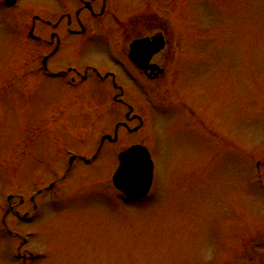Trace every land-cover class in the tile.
I'll return each mask as SVG.
<instances>
[{"label":"rangeland","instance_id":"374dc122","mask_svg":"<svg viewBox=\"0 0 264 264\" xmlns=\"http://www.w3.org/2000/svg\"><path fill=\"white\" fill-rule=\"evenodd\" d=\"M53 1L18 5L38 17L64 4ZM121 5H140L143 14L149 8L170 22L177 35L176 45L170 38L172 62H166L160 81L134 82L104 58L115 36L93 37L78 47L79 61L116 73L126 100L147 124L137 135L122 132L119 142L107 141L97 163L74 164L63 182L64 151L92 156L97 124L114 127L120 114L89 116L96 126L90 121L83 126L78 124L83 116L64 118L51 98L66 89L64 83L42 79L27 87L30 78L39 79L30 71L34 62L27 61L43 50L28 38L25 48L21 37L28 27L19 23L20 11L0 0V215L12 209L6 223L18 234L10 238L0 224V264H18L12 255L26 234L31 243L19 246L28 264H264V0H121ZM89 80L78 85L85 86L81 94L102 95L107 85L92 75ZM70 111L81 112L77 105ZM70 120L75 129L65 124ZM145 140L157 166L153 191L139 211L117 202L121 195L111 178L119 150ZM38 191L33 212L30 199ZM49 191L57 192L58 201L49 200ZM25 215L36 221L26 222ZM251 237L257 240L249 247Z\"/></svg>","mask_w":264,"mask_h":264},{"label":"flooded vegetation","instance_id":"af4514ba","mask_svg":"<svg viewBox=\"0 0 264 264\" xmlns=\"http://www.w3.org/2000/svg\"><path fill=\"white\" fill-rule=\"evenodd\" d=\"M72 1L70 4L71 0H63V6L57 5L52 11V15H45L42 22V30H44L41 38L42 50L47 55V69L56 81L66 82L63 78L77 81V78H82L81 81L87 82L90 73L93 72L99 83L107 85V88L113 87L117 91H121L120 96H112L111 90L106 89V95L98 94L94 101L102 105L118 104L124 106L127 104L124 91L115 72H98L95 68L90 67L85 71V75H82V70L89 61L84 59L79 61L78 47L81 44H86L93 37L102 38L104 36H115L112 46L117 59L112 61L110 55L108 53L106 55L104 52L103 56L106 55L104 58L107 61L119 68L123 65L128 68L132 67L147 82L160 81L165 72L159 71L158 66L165 68L166 62L167 64L170 63L173 54L170 49L167 28L158 27V22L154 16L120 15L113 0ZM160 39L165 45L164 50L156 55H151L150 63L147 62L145 55H149L155 41ZM141 40H148L146 41L148 48L143 51L139 48L134 54L141 64L146 66V69L140 68L131 58L132 45L137 41L141 42ZM126 74L129 79V74L127 72ZM131 81L133 80L131 79ZM136 119L138 118H134V120ZM128 120L131 121L130 118ZM125 129L128 130V127Z\"/></svg>","mask_w":264,"mask_h":264},{"label":"water","instance_id":"95a60500","mask_svg":"<svg viewBox=\"0 0 264 264\" xmlns=\"http://www.w3.org/2000/svg\"><path fill=\"white\" fill-rule=\"evenodd\" d=\"M153 165L148 152L133 147L121 156V166L115 177L116 186L130 198L145 197L151 187Z\"/></svg>","mask_w":264,"mask_h":264}]
</instances>
